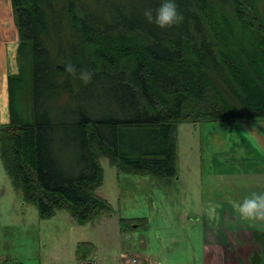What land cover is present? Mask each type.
<instances>
[{
	"label": "trees",
	"instance_id": "obj_1",
	"mask_svg": "<svg viewBox=\"0 0 264 264\" xmlns=\"http://www.w3.org/2000/svg\"><path fill=\"white\" fill-rule=\"evenodd\" d=\"M161 3L12 0L18 71L0 157L41 218L65 208L85 224L112 211L96 193L102 156L170 182L178 123L264 119V0H176L184 19L165 28L144 15Z\"/></svg>",
	"mask_w": 264,
	"mask_h": 264
},
{
	"label": "rangeland",
	"instance_id": "obj_2",
	"mask_svg": "<svg viewBox=\"0 0 264 264\" xmlns=\"http://www.w3.org/2000/svg\"><path fill=\"white\" fill-rule=\"evenodd\" d=\"M176 136L178 174L170 182L119 172L100 157L104 177L96 193L112 211L85 224L65 208L41 218L36 204L13 186L0 157V263L79 264V245L88 260L104 255L114 262L132 245L160 264H204L209 237L257 224L244 222L232 202L264 194V119L184 121ZM212 205H218L214 212Z\"/></svg>",
	"mask_w": 264,
	"mask_h": 264
},
{
	"label": "crops",
	"instance_id": "obj_3",
	"mask_svg": "<svg viewBox=\"0 0 264 264\" xmlns=\"http://www.w3.org/2000/svg\"><path fill=\"white\" fill-rule=\"evenodd\" d=\"M19 43L20 34L15 22L12 0H0V124L10 120L8 77L18 71ZM223 216L225 217V212ZM128 221L132 228L138 226L135 223L137 220ZM247 225L246 228L240 227L238 231L227 230L225 233L224 229L221 235L215 234L209 237L204 247L202 262L204 264H264V230L258 229L255 225ZM133 256L160 264L153 253L138 250L132 245L120 250L119 257L114 259V262L105 259L104 255L97 260L87 259L78 262L79 264H130L129 261Z\"/></svg>",
	"mask_w": 264,
	"mask_h": 264
},
{
	"label": "clouds",
	"instance_id": "obj_4",
	"mask_svg": "<svg viewBox=\"0 0 264 264\" xmlns=\"http://www.w3.org/2000/svg\"><path fill=\"white\" fill-rule=\"evenodd\" d=\"M146 19L151 23L154 22L161 28L171 27L183 21V15L178 11L176 0H162L160 7L155 10L148 9L144 13ZM65 71L76 74L77 68L68 63ZM93 74L86 69L79 70V79L87 84L91 81ZM218 205H212L213 212ZM232 207L241 219L245 221L259 222L255 226L264 230V194L252 193L250 197H246L242 202H232Z\"/></svg>",
	"mask_w": 264,
	"mask_h": 264
},
{
	"label": "built area",
	"instance_id": "obj_5",
	"mask_svg": "<svg viewBox=\"0 0 264 264\" xmlns=\"http://www.w3.org/2000/svg\"><path fill=\"white\" fill-rule=\"evenodd\" d=\"M130 264H156L155 262H151V261H147V260H143L141 257L139 256H133L130 261ZM97 264V263H96ZM98 264H102V263H98Z\"/></svg>",
	"mask_w": 264,
	"mask_h": 264
}]
</instances>
